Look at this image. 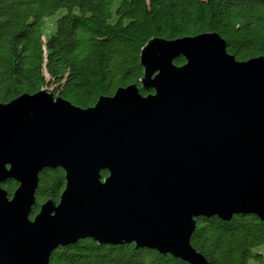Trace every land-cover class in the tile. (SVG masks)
<instances>
[{
    "label": "water",
    "instance_id": "95a60500",
    "mask_svg": "<svg viewBox=\"0 0 264 264\" xmlns=\"http://www.w3.org/2000/svg\"><path fill=\"white\" fill-rule=\"evenodd\" d=\"M141 65V87L93 108L46 89L0 104V264H50L81 240L208 264L197 219L264 221V57L239 62L204 33L149 41ZM46 169L66 187L31 218Z\"/></svg>",
    "mask_w": 264,
    "mask_h": 264
},
{
    "label": "trees",
    "instance_id": "16d2710c",
    "mask_svg": "<svg viewBox=\"0 0 264 264\" xmlns=\"http://www.w3.org/2000/svg\"><path fill=\"white\" fill-rule=\"evenodd\" d=\"M204 33L221 36L239 62L264 57V0H0V104L54 87L55 97L93 108L120 88L141 87V51L149 41ZM65 187L62 169L40 173L31 218L47 201L58 203ZM3 188L12 196L18 184ZM191 245L208 264L262 261L264 221L199 218ZM50 264L187 263L135 245L81 240L55 250Z\"/></svg>",
    "mask_w": 264,
    "mask_h": 264
},
{
    "label": "rangeland",
    "instance_id": "374dc122",
    "mask_svg": "<svg viewBox=\"0 0 264 264\" xmlns=\"http://www.w3.org/2000/svg\"><path fill=\"white\" fill-rule=\"evenodd\" d=\"M53 19H55V18H53ZM44 89H46L50 92L54 91V87H45ZM258 251L262 254V261H257L255 259H251V260H249V262L247 264H264V245L262 247H260L258 249Z\"/></svg>",
    "mask_w": 264,
    "mask_h": 264
}]
</instances>
